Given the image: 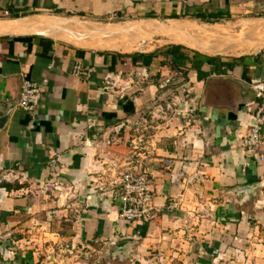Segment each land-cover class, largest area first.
<instances>
[{
  "label": "crops",
  "instance_id": "crops-1",
  "mask_svg": "<svg viewBox=\"0 0 264 264\" xmlns=\"http://www.w3.org/2000/svg\"><path fill=\"white\" fill-rule=\"evenodd\" d=\"M173 23L240 35L209 33L219 26L170 32ZM261 26L264 0H0V176L20 178L0 183V264H62L60 249L68 264L74 250L121 243H130L124 264H264V160L241 147L258 104L249 83L264 80ZM199 34L232 39L235 49L207 53ZM138 53L158 56L143 66L129 58ZM75 63L88 79L72 76ZM141 69L148 84L126 113L102 78ZM166 77L188 85L189 115L163 124L129 165L146 170L156 218L125 223L118 204L90 191L94 161L129 158L130 128ZM23 80L45 82L34 114L17 106ZM109 136L119 143L105 147ZM51 160L61 184L81 188V207L50 186Z\"/></svg>",
  "mask_w": 264,
  "mask_h": 264
},
{
  "label": "built area",
  "instance_id": "built-area-1",
  "mask_svg": "<svg viewBox=\"0 0 264 264\" xmlns=\"http://www.w3.org/2000/svg\"><path fill=\"white\" fill-rule=\"evenodd\" d=\"M71 74L75 78L88 79L91 71L83 68L81 63H75ZM149 75L145 69L130 73L123 78L121 73H108L102 78L101 88L105 92H111L122 103L136 100V95L141 93L148 84ZM249 88L258 100L252 116V124L247 130L241 147L255 160H264V80L250 81ZM158 93L151 104L139 115V118L130 128L129 158L121 161L108 153L99 154L94 161L95 171L90 181L89 189L93 194L103 196L119 206L118 219L125 223H149L156 218L153 206V197L149 189V177L146 170L140 166L138 171H133L129 165L132 160L140 156L147 143H150L153 135L163 124H167L173 118L187 117L184 110L188 99L189 87L180 84L174 77H166L157 85ZM45 92V82L35 83L23 80L20 85L17 106L28 114H34ZM92 129V125H87ZM119 143L117 136H109L104 141L105 147ZM91 145V142H85ZM131 155V156H130ZM169 165L170 161H165ZM135 168V165H133ZM48 167L52 170L53 177L50 186L59 191L67 205L76 207L82 203L84 195L81 188L74 184H61L58 180V170L61 168L56 160H51ZM133 168V169H134ZM20 182L19 176L14 171H5L0 176V183L13 185ZM2 239L11 238V233H5ZM109 246H115L109 242ZM158 264H164V258H158Z\"/></svg>",
  "mask_w": 264,
  "mask_h": 264
},
{
  "label": "rangeland",
  "instance_id": "rangeland-1",
  "mask_svg": "<svg viewBox=\"0 0 264 264\" xmlns=\"http://www.w3.org/2000/svg\"><path fill=\"white\" fill-rule=\"evenodd\" d=\"M195 25V24H194ZM196 26V25H195ZM213 26H219V27H223V25H205V26H196L199 30L202 28H207V27H213ZM224 28H226L224 26ZM227 29V28H226ZM209 30H211L209 28ZM228 30V29H227ZM238 30V29H235ZM202 31V30H201ZM229 34L233 36V39H236L237 36L239 35H233L229 30H228ZM227 32V33H228ZM257 35V34H256ZM200 36L205 37L204 34H200ZM176 37V36H175ZM194 37V36H193ZM195 38V37H194ZM207 38V36H206ZM263 38V37H262ZM177 38H173L171 37V40L173 42H176ZM188 39V38H187ZM194 42V41H193ZM199 43L201 42L200 40L198 41ZM206 42V40L204 41ZM178 43V40H177ZM183 43V42H181ZM202 43V42H201ZM208 43V42H207ZM159 43H156L155 41H153L152 43H149V49L152 48L153 46H157ZM195 47V46H194ZM203 49H205V51L207 53L210 54H215L212 51H210V49L207 48V46L203 47ZM207 49V50H206ZM235 53V52H234ZM236 53H239L236 52ZM206 55V54H204ZM230 53L228 52V54H224L221 57H226L229 56L230 57ZM217 57H220L219 55H217ZM110 248H105L104 250L100 251L99 253L93 251V250H89V249H85V250H74L70 256L73 258L72 261L69 260L68 258V264H124L125 260H119L118 258L113 257V255L109 252ZM61 253L59 256H61V259L63 261L62 264H66V256L69 254L68 252H66L64 249H60ZM71 252V251H70ZM68 253V254H67ZM70 257V258H71Z\"/></svg>",
  "mask_w": 264,
  "mask_h": 264
},
{
  "label": "bare ground",
  "instance_id": "bare-ground-1",
  "mask_svg": "<svg viewBox=\"0 0 264 264\" xmlns=\"http://www.w3.org/2000/svg\"><path fill=\"white\" fill-rule=\"evenodd\" d=\"M170 27H171L170 28L171 29L170 32L171 31H176L175 29H180V30L185 29L186 30V27L187 28H190V30H192V29L195 28L196 32L197 33L199 32V30H197L198 28L195 27L193 24H192V26H190V25H186V24H182V23H173V24H171ZM208 31H209L210 34L217 33V34H223V35H228L229 36V34L227 33L226 29L225 28H222V27H214L212 30H209L208 29ZM256 31L257 32L258 31L264 32V26L258 27ZM257 36L259 38L263 37V36H260L258 34H257ZM172 37L173 38H177L176 39V42H177V40L179 41L178 37H175V36H172ZM197 37L199 39L203 40V43L202 44H204V45L205 44H208V47H210V51H212L213 53L225 54L226 52L233 51L235 49L234 48V42H233L232 39L231 40H228V39L225 38V39H222V40H216L215 41L212 38L207 39L206 37H202V36H200V34ZM223 37H225V36H223ZM231 38H232V36H231ZM247 39H249V37H247ZM205 40H206V42H204Z\"/></svg>",
  "mask_w": 264,
  "mask_h": 264
},
{
  "label": "trees",
  "instance_id": "trees-1",
  "mask_svg": "<svg viewBox=\"0 0 264 264\" xmlns=\"http://www.w3.org/2000/svg\"><path fill=\"white\" fill-rule=\"evenodd\" d=\"M173 49H174L173 47L169 48V50L167 51V54H171L173 56V58H175V59L182 58L181 56H176L175 54H172ZM157 56H158V54H156V53H152V54L147 55V56L138 53V54H133V55L129 56V58L132 60L133 64H136L138 62V63L142 64L143 66H148L149 63L151 62V60ZM123 109L126 113L132 112V110L130 109V105L128 103L124 104Z\"/></svg>",
  "mask_w": 264,
  "mask_h": 264
},
{
  "label": "water",
  "instance_id": "water-1",
  "mask_svg": "<svg viewBox=\"0 0 264 264\" xmlns=\"http://www.w3.org/2000/svg\"><path fill=\"white\" fill-rule=\"evenodd\" d=\"M3 121L4 120L0 121V128ZM109 252L113 255V257L118 258L120 261L125 260L130 256V243L117 244L113 249H109Z\"/></svg>",
  "mask_w": 264,
  "mask_h": 264
}]
</instances>
